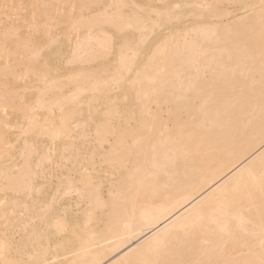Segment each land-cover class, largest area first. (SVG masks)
Here are the masks:
<instances>
[{
	"label": "bare ground",
	"instance_id": "obj_1",
	"mask_svg": "<svg viewBox=\"0 0 264 264\" xmlns=\"http://www.w3.org/2000/svg\"><path fill=\"white\" fill-rule=\"evenodd\" d=\"M25 1L0 0V9ZM40 2L92 7H78L75 16L70 7L59 9L58 55L49 79L39 86L16 79L19 73L6 80L9 58L0 49V126L24 124V101L42 118L61 101L77 114V123H88L92 136L105 124L112 101L140 119L130 125L127 116L115 120L128 132L119 148V136L92 143L89 156L96 153L97 184L87 197L83 168L71 151L63 155L70 142L57 143L54 164L41 165L38 176L39 156L29 168L19 150L12 154L15 160H6L0 143V201H5L0 204V239L4 225L18 220L21 210L37 225L27 233L9 228L12 249L0 253V259L50 264L259 260L264 242L259 25L264 0ZM242 19L254 24V31L238 38L227 26ZM11 66H17L14 52ZM41 89H47L43 98ZM137 93L143 96L140 103ZM147 109L156 118L154 127ZM142 124L151 131H142ZM18 135L12 132L9 142ZM35 138L30 136L29 143ZM44 138L38 143L47 151ZM113 150L122 153L118 167L107 162ZM5 172L11 173L7 186ZM52 204L53 217H65L63 229L44 218Z\"/></svg>",
	"mask_w": 264,
	"mask_h": 264
},
{
	"label": "snow or ice",
	"instance_id": "obj_2",
	"mask_svg": "<svg viewBox=\"0 0 264 264\" xmlns=\"http://www.w3.org/2000/svg\"><path fill=\"white\" fill-rule=\"evenodd\" d=\"M63 7L65 10L71 8V15H76V9L79 7L81 11L86 8H91V5H55L49 3H41L40 0H33L31 3L21 2L19 4H4L0 9V49L8 54L9 64L5 66V79L7 80L12 73H19L16 79L27 84L33 81L37 86L49 79L52 68L54 66L55 57L58 55L54 51L57 40L55 32L61 27V13L59 9ZM110 7H116L112 5ZM179 7V5H177ZM250 7V6H249ZM55 9L56 11H51ZM260 37L262 41L261 47V85L264 89V12L261 13L260 18ZM230 33H235L238 38H243L248 32L254 31V24L241 20L235 25H228ZM246 29V31H241ZM15 53L17 59V66L12 68V54ZM119 81L114 82V86L119 85ZM41 98H43L47 89H41ZM143 100V96L137 93V103ZM24 108V124L18 125L16 128L10 127L5 122L0 126V143L5 145V159L12 161L15 157L12 155L15 150H19L20 159L26 161L30 168L32 162L37 156L40 157V163L37 164L36 174L39 175L41 165L54 164L57 155L56 145L60 141L70 142L71 147L67 143L63 149V155L67 156L69 151L77 164L83 168L84 175L87 180L81 181L85 186L84 195L87 197L89 192L95 193L97 181L95 179L96 167V153L93 151L89 156V150L92 143H103L102 136H107L111 139L113 136H119L120 143L117 148L124 143V137L128 136V132L118 128L115 125L117 118L123 120L127 116L129 125L134 121L140 119L135 111L122 112L119 104L112 101V107L109 112L105 114V124L97 126L95 136L88 134V123L83 125L76 122V113L69 111L61 101H56L51 105V112L48 117H41L37 115L38 109L32 107L27 101L23 102ZM59 108V115L56 109ZM8 108L4 107V114L7 116ZM143 115V114H142ZM147 115L153 121L154 127L155 117L151 116L150 109H147ZM142 131H151L148 124L141 125ZM18 132L15 143H10L11 133ZM45 136L51 143L47 146V151H42L39 146V137ZM36 137L29 143L28 138ZM23 140V147L21 148L20 141ZM105 159V157H101ZM122 159V153L113 150L107 154V162L113 167H118ZM7 167V166H6ZM59 167V165H56ZM11 173L5 172V185L9 183ZM46 178V174H45ZM7 191V187L5 189ZM0 204H5V201H0ZM55 205H49L44 210L46 219H54L55 228L57 230L63 229L66 223L63 215L53 217ZM8 220L7 214L4 217ZM37 227L36 222L25 216L23 210L19 212V219L9 221L4 225L5 236L0 239V253L7 254L12 249V243L8 240L7 234L9 228L15 230L19 229L22 232H29ZM229 244L228 240L224 241L225 250ZM0 264H50L48 261L38 260H8L0 259ZM154 264H168L166 261H156ZM207 264H264V242L261 245V252L259 260L239 259L230 261H209Z\"/></svg>",
	"mask_w": 264,
	"mask_h": 264
},
{
	"label": "rangeland",
	"instance_id": "obj_3",
	"mask_svg": "<svg viewBox=\"0 0 264 264\" xmlns=\"http://www.w3.org/2000/svg\"><path fill=\"white\" fill-rule=\"evenodd\" d=\"M24 1H25V0H24ZM28 1H29V0H26L25 3H28ZM73 33H74V31H72V34H73ZM49 144H50V142H49L46 138H44V139H43V143H42V145L47 146V145H49Z\"/></svg>",
	"mask_w": 264,
	"mask_h": 264
}]
</instances>
